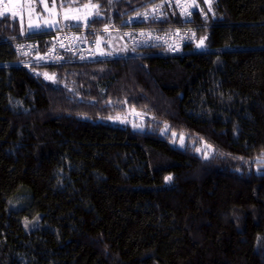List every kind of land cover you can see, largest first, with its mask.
<instances>
[{
	"label": "trees",
	"instance_id": "trees-1",
	"mask_svg": "<svg viewBox=\"0 0 264 264\" xmlns=\"http://www.w3.org/2000/svg\"><path fill=\"white\" fill-rule=\"evenodd\" d=\"M160 1L78 0L98 14L64 25L125 26ZM201 9L177 54L53 64L4 40L57 27L0 16V264H264V0ZM128 109L142 128L114 120Z\"/></svg>",
	"mask_w": 264,
	"mask_h": 264
},
{
	"label": "built area",
	"instance_id": "built-area-1",
	"mask_svg": "<svg viewBox=\"0 0 264 264\" xmlns=\"http://www.w3.org/2000/svg\"><path fill=\"white\" fill-rule=\"evenodd\" d=\"M178 1L162 0L157 5L177 6ZM183 1H187L189 5L193 3V0ZM176 12L181 14L182 10L176 8ZM193 12L194 8H191L190 15L181 14L180 22L171 19L168 12L167 14L162 12L155 14L153 19L142 15V18H134L121 27L61 25L41 34H25L4 41L12 42L20 56L39 64L93 60L100 32L122 31L127 45L131 48H163L167 53L177 54L181 52L185 43H194L197 40L195 27L201 23L186 20ZM47 37H49L48 42H46Z\"/></svg>",
	"mask_w": 264,
	"mask_h": 264
},
{
	"label": "rangeland",
	"instance_id": "rangeland-1",
	"mask_svg": "<svg viewBox=\"0 0 264 264\" xmlns=\"http://www.w3.org/2000/svg\"><path fill=\"white\" fill-rule=\"evenodd\" d=\"M8 2L25 6L23 8L18 6L15 9V12L17 13L15 18L18 20L20 29L22 26L26 30L28 28L29 15L27 11V5L29 4L31 5L34 11V14L31 16V19L33 21L37 20V18H39L41 23H43L44 20L56 21L50 27L46 26L40 29H33L31 31H25V32H35V31L45 30V29L58 27V26L64 25L66 23H71V22H74V23L82 22V24H84L85 22L89 20L90 17L87 20L83 19V17H85L88 12H94V9H92L91 7L85 8V5H92L89 2L71 5V3L78 2V0H43V2L42 0H2V3H0V11H2V4L8 3ZM65 2L67 4H64ZM45 3L47 4L48 9H53V6L55 5V9H54L56 13L55 16L51 15L49 11L45 10V7H44ZM168 4H171V3H168ZM156 5L157 4L153 5L151 9ZM173 5L170 7L169 6L160 7L155 13H153L151 9L145 12H148L149 19L150 18L153 19L155 14L162 13V12L169 13L171 10H175L176 8H178L179 10H182V7L188 6L189 3L187 1L179 0L177 6L175 4ZM195 5L197 6L194 8H196L198 12H200V15L203 16V18L204 17L207 18L205 13L201 11L202 10L201 9L202 0H198ZM70 9L71 11L69 12ZM65 13H67L68 15H79L82 17V19L80 20L65 19ZM7 14L13 17L11 12ZM101 38L102 37L98 38V47L95 49V59L102 58V57H115V56L122 54L124 51H126V49H128L123 33L110 32L109 34H107V36L104 38L103 41H101L102 40ZM26 59H29V58H26ZM27 62L30 63V59ZM140 116L141 115L137 113L135 110L128 109L126 112L122 113L121 115H117L116 117H114V120L117 122H122V123L131 122V124L134 127L142 128V123L139 120ZM178 140H181V137H179ZM38 223H39L38 216L31 218V219H23V225L26 229H33L38 225Z\"/></svg>",
	"mask_w": 264,
	"mask_h": 264
},
{
	"label": "snow or ice",
	"instance_id": "snow-or-ice-1",
	"mask_svg": "<svg viewBox=\"0 0 264 264\" xmlns=\"http://www.w3.org/2000/svg\"><path fill=\"white\" fill-rule=\"evenodd\" d=\"M42 2H43V0H42ZM206 2H208V3L210 4V0H206ZM0 3H2V0H0ZM18 6L21 7V8L25 7V6H22V5L13 4V3H11V2L3 3V4H2V11H0V16H4L5 14L11 12L12 15H13V18H15V16L17 15V13L15 12V9H16ZM162 6H163V4H161V5H156V6H154V7L151 9V11H152L153 13H155V12H157V10H158L160 7H162ZM196 6H197V5H195V2H194V0H193V3H192L191 5H188V6H184V7H182V12H181V14H182V15H190V9H191V8H194V7H196ZM44 7H45V10H47V11H49V12L51 13V15H53V16L56 15V13H55V11H54V9H55V5L53 6V9H48L47 4L45 3V4H44ZM89 7H91V8L94 9V10H97L96 14H98V5H85V8H89ZM209 10H211L210 7H209ZM27 11H28V15H29L28 28H27V30H26V29L22 26V27H21V34H24L25 31H31V30H33V29H40V28H42V27H46V26H47V27H50L53 23L56 22V21H48V20H44L43 23H41L40 20H39V18H37V20L33 21V20L31 19V16L34 14V11H33V9H32V7H31L30 4L27 5ZM70 11H71V9L69 10V12H70ZM77 11H78V10H77ZM92 15H93V12H88L87 15H86L85 17H83V19L87 20V19H88L89 17H91ZM136 15H137V16L143 15V16L147 17V16H148V12L137 13ZM21 18H22V16H21ZM65 19L80 20V19H82V17L79 16V15H68L67 13H65ZM105 30H107V28H106ZM204 39H206V38H201V39H200L199 43L197 44V47H202V46H203V44H204ZM39 58H40V59H43V57H39ZM45 77H46V78H49V79L52 78V77H48V75H47L46 73H45ZM174 135H175V134H174ZM182 141H183V135L181 134V142H182ZM206 147L211 148L210 145H206ZM197 151H200V149H197ZM203 154H204L205 158H207L208 153L205 152V153H203ZM171 179H172L171 176H166V177H165V180H166V181H170Z\"/></svg>",
	"mask_w": 264,
	"mask_h": 264
}]
</instances>
